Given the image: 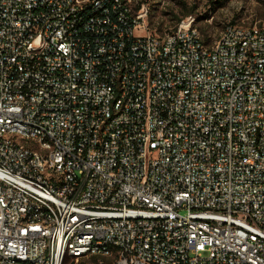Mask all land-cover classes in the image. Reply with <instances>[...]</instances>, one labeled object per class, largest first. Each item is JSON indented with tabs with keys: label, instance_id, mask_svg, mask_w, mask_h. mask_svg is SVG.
<instances>
[{
	"label": "built area",
	"instance_id": "1",
	"mask_svg": "<svg viewBox=\"0 0 264 264\" xmlns=\"http://www.w3.org/2000/svg\"><path fill=\"white\" fill-rule=\"evenodd\" d=\"M149 12L0 0V264H264V22Z\"/></svg>",
	"mask_w": 264,
	"mask_h": 264
},
{
	"label": "rangeland",
	"instance_id": "2",
	"mask_svg": "<svg viewBox=\"0 0 264 264\" xmlns=\"http://www.w3.org/2000/svg\"><path fill=\"white\" fill-rule=\"evenodd\" d=\"M150 7L146 21L149 34L173 28L184 13L195 15L196 27L205 42H213L229 23L264 22V0H142ZM66 264H94L92 259H68Z\"/></svg>",
	"mask_w": 264,
	"mask_h": 264
},
{
	"label": "trees",
	"instance_id": "3",
	"mask_svg": "<svg viewBox=\"0 0 264 264\" xmlns=\"http://www.w3.org/2000/svg\"><path fill=\"white\" fill-rule=\"evenodd\" d=\"M189 13H190L189 11H188V12H186V13H184V16H187V15H189ZM180 20H181V18H177V22H178V21H180ZM68 259H69V258H67V260H68ZM67 260H66V261H67ZM66 261H65V263H64V264H66ZM92 261H94V264H96V259H95V258H92Z\"/></svg>",
	"mask_w": 264,
	"mask_h": 264
}]
</instances>
